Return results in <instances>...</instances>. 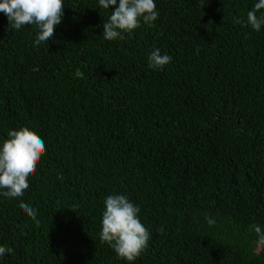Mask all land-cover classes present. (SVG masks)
Returning <instances> with one entry per match:
<instances>
[{"label": "trees", "instance_id": "16d2710c", "mask_svg": "<svg viewBox=\"0 0 264 264\" xmlns=\"http://www.w3.org/2000/svg\"><path fill=\"white\" fill-rule=\"evenodd\" d=\"M154 2V26L114 41L99 0H63L40 45L36 25L10 30L0 12V145L23 127L45 144L23 197L0 195L13 249L0 264H129L100 240L113 194L150 234L132 264H264L249 228L264 229V26L246 25L258 0ZM155 48L172 57L162 70Z\"/></svg>", "mask_w": 264, "mask_h": 264}, {"label": "clouds", "instance_id": "9594fccd", "mask_svg": "<svg viewBox=\"0 0 264 264\" xmlns=\"http://www.w3.org/2000/svg\"><path fill=\"white\" fill-rule=\"evenodd\" d=\"M102 9L114 8L107 22H104L102 35L105 40L124 39L122 33H131L141 25V20L149 27L158 18L154 0H99ZM264 0H258L252 10L247 12L246 25L255 31L264 26ZM0 12L9 21L10 30H19L25 25H36L38 33L35 45L49 43L55 30L63 21V0H0ZM241 23L239 19L234 21ZM198 49H197V53ZM149 67L162 70L172 57L161 54L159 48L153 49L148 57ZM8 139L0 145V195L9 199L23 197L29 188V180L36 173L37 165L45 154L43 139L36 132L23 127L10 130ZM102 213V229L100 240L107 243L118 257L132 264L146 249L150 234L139 219L140 209L126 196L113 194L105 200ZM21 210L37 224L36 209L28 204L20 203ZM207 223H215L206 218ZM256 234L258 247L264 246V229L258 224L249 226ZM163 232V229L160 230ZM13 249L0 246V257L12 254Z\"/></svg>", "mask_w": 264, "mask_h": 264}]
</instances>
